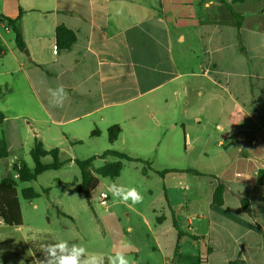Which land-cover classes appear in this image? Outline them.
Segmentation results:
<instances>
[{
  "label": "crops",
  "instance_id": "crops-1",
  "mask_svg": "<svg viewBox=\"0 0 264 264\" xmlns=\"http://www.w3.org/2000/svg\"><path fill=\"white\" fill-rule=\"evenodd\" d=\"M246 1H2L0 15L11 19L20 15L18 25L26 54L15 48L9 50L7 58L0 51L4 60L0 75L20 74L36 106L26 107L19 114L0 112V126L22 118L24 141L30 139L26 145L33 146L36 139L46 151L57 148L59 159L76 144L106 136L107 129L113 125L119 126L120 133L109 147L119 140L124 130L133 135L132 141H144V145L160 148L168 143L164 133L169 130L187 133L193 126L212 128L215 134L225 132L222 139L234 137L238 144L234 156L237 167L264 168V34L255 28L245 29V17L235 6ZM227 7L240 16L239 27ZM57 25L75 34L76 39L68 49L56 48ZM5 30L11 31L9 27ZM61 84L69 97L62 108L50 107L47 89ZM220 97L219 108H212ZM201 100L204 105L196 108L194 103ZM4 107L2 104L1 109ZM190 116L194 125L187 121ZM145 129L154 133L152 138L140 139L139 133ZM9 131L4 127L0 135L7 145L8 156L12 151ZM259 131L261 135L257 136ZM15 132L20 133L18 126ZM215 134H204L203 142ZM217 144L222 146L223 142L218 140ZM194 171L198 173L195 177L207 174L213 178L204 182L205 187L197 186L180 197L171 192L166 181L169 174L160 176L151 166L141 172L142 181L135 186L146 194L152 213L159 206L170 214L176 239L180 231L177 251L175 247L173 250L174 259L184 252L181 243L187 242L188 236L193 237L191 244L198 242L193 220H187L182 226L172 214L174 202L195 209L205 199L206 215L213 218L209 223L218 229L237 227L241 231L240 239H245L254 229L261 230L256 205L259 196L251 187H264V170L252 183L235 180L233 176L226 178L224 169L218 172L211 167ZM156 176L162 183L158 193L147 184ZM16 177L14 174L13 178ZM218 182L224 184V190L222 203L217 206L211 199ZM197 216L205 217L204 214ZM166 217V214L156 217V223L161 224ZM228 234V238L217 235L213 236L214 240L201 242L202 254L207 258L199 252L195 260L207 263L217 252L215 244H226L232 239L231 232ZM204 236L206 232L201 236L202 241ZM230 250L226 244L221 253L229 254ZM230 255L220 259L219 264L232 261ZM235 257L234 260L243 262L246 259L244 253Z\"/></svg>",
  "mask_w": 264,
  "mask_h": 264
},
{
  "label": "rangeland",
  "instance_id": "rangeland-1",
  "mask_svg": "<svg viewBox=\"0 0 264 264\" xmlns=\"http://www.w3.org/2000/svg\"><path fill=\"white\" fill-rule=\"evenodd\" d=\"M2 1L4 0H0V10ZM235 9L245 17V29L255 28L264 34V0H248L246 3L236 5ZM15 48L13 33L6 31L5 24L0 23V51H4L9 58V50H15ZM25 51H23L24 54ZM1 58L0 55V64L4 61ZM219 99L216 100V103L214 102L212 108H219L222 98ZM201 101V103H194L196 108L204 105V101ZM2 104H5L4 110L1 109ZM35 106V101H32L27 84L20 74L0 75L1 113L19 114L23 113L26 107L34 109ZM21 119L18 122L11 119L0 126V135L4 127L10 129L8 140L12 148L8 157L4 160L0 159V180L8 176L13 178L15 174L13 165L18 161H23L29 169H33V162L29 154L32 145H26L30 139L24 141L26 133ZM187 121L191 125L195 124L192 116ZM17 126L20 129L19 134L18 131L15 132ZM212 131V128L205 129L194 126L189 128L187 133L178 129L169 130L164 133L168 145L164 144L158 148L144 145V141H132L133 135L124 130L119 140L111 147H109L107 135L85 141L82 144H76L66 154H62L60 161L63 162V165L59 169L45 171L33 181L20 182L15 178L22 224L19 227H9L0 220V264H35L36 260L44 259V254L41 251L44 245L56 243L61 239L67 240L69 243H79L86 247L89 253L105 256L114 254V251L122 243L130 244L127 255L133 264H203L195 260V256L199 252L202 257L207 258L206 254H202V243H207L211 238L214 240L213 236L217 235H223L225 238L227 235L228 238V232H231L232 237L226 243L231 249L230 253L222 254L221 249L226 244L217 243L214 245L217 252L204 264H219L220 259H224L226 256L230 257V254L233 257L231 259L234 260L235 256H239L241 253L246 256L244 259L246 264H264V187H251V190L259 196L256 205L258 207L257 214L262 224L261 230L259 228L252 230V233L250 232V235H247L245 239H240L241 231L237 227H231L230 231L225 229L226 227L221 229L213 227L212 222L209 223L213 218H208L206 215L208 210H206L205 199L197 203L195 209H189L180 202H174L175 207L172 214L182 226L187 220H193L194 227L197 229L195 234L198 241L191 244L193 237L188 236L187 242L181 243V249L184 252L178 259L173 258L176 232L172 229L173 221L169 213L159 206H157V211L152 213L146 202L148 201L146 194L140 192L141 188L139 192L143 196V201L135 205L130 200L127 203H122L114 199L112 193L108 191L113 182L125 187H135L137 183L139 184L142 181L140 178L142 168H146L144 163L122 161L120 174L113 179L94 174L97 183L92 189L89 202L78 189L80 172L73 160L98 156L107 149L125 153L141 161H148L151 163V168L159 172L171 168H190L203 171L213 167L218 172L224 169L226 171L224 176L231 178L234 169L238 166L234 163L238 144L232 136L222 139L221 136L225 132L215 134ZM212 133L216 136L210 137L208 142H203V135H212ZM153 135L154 133L149 129L139 133L140 139L148 140ZM218 140L223 142L222 146L217 144ZM67 156L72 159L69 160ZM115 160L116 158L113 156H107L104 159L97 158L92 162V170L102 166L105 162ZM42 162H51V157L44 158ZM186 171L165 173L169 174L166 176V181L173 195L180 197L197 186L205 187L204 182L207 183L209 179L213 178L212 175L207 174L195 177L194 173ZM153 179L147 184L154 192L158 193L162 183L158 180V176ZM28 187L33 188L38 194L31 201L23 199L21 195V190ZM238 187L249 189L244 185ZM100 192H105L108 196L106 205H100L98 202L97 196ZM163 214H166V220L158 225L156 217ZM199 214H204L205 217H198ZM205 232L206 237L204 236L202 241L201 236ZM260 232L261 236H259ZM191 246L193 250L190 251L188 248Z\"/></svg>",
  "mask_w": 264,
  "mask_h": 264
},
{
  "label": "trees",
  "instance_id": "trees-1",
  "mask_svg": "<svg viewBox=\"0 0 264 264\" xmlns=\"http://www.w3.org/2000/svg\"><path fill=\"white\" fill-rule=\"evenodd\" d=\"M231 16L234 18L236 26L239 27L241 23L240 16L232 11L230 7H227ZM20 14L22 10L20 9ZM19 19L20 15L14 19L5 17L0 15V22L5 24L11 32L13 33L14 44L15 47L19 51H23L25 49V44L19 29ZM56 48L58 50L68 49L72 43L75 41L76 37L73 31L66 28L63 25H57L54 31ZM96 131H92V134H95ZM120 133V128L117 125H113L107 129V137L108 142H114ZM30 157L33 162V169H29L27 165L23 161H18L13 165V171L16 174L17 180L20 182H28L36 180L37 176L41 173L48 170H57L62 165L63 162L59 159V151L57 148H53L49 151H46L42 143L35 139L32 148L30 149ZM45 156L51 157L50 163H43L42 158ZM107 156H113L116 158L113 162H105L102 166L98 167L95 170H92V162L95 159H104ZM8 157V148L3 138L0 137V159H4ZM122 161H138L144 163L146 168H142V172H146L148 168H150V162L141 161L140 159L132 158L125 153L113 151V150H104L101 155L92 156L87 159H74L73 162L77 166L80 172V183L78 185L79 191L83 194L86 201L89 202L91 197V192L93 187L97 183V179L95 175L100 177H108V178H116L119 176L120 171L122 169ZM168 172H176V170L168 169L159 172L160 176L164 175ZM186 172H191L194 174H198L194 170H187ZM224 190V184L218 182L213 194H212V203L214 205H221L222 203V193ZM47 192V190H44ZM22 198L31 201L36 198L38 194L34 191L33 188H24L21 190ZM243 206H245V201L241 202ZM0 220L9 227H19L22 224L21 212L18 203V198L16 195V181L14 178L8 176L4 177L0 180ZM181 237L180 231H177V239L175 245V252L177 251L178 242ZM227 264H246L240 260H232Z\"/></svg>",
  "mask_w": 264,
  "mask_h": 264
},
{
  "label": "clouds",
  "instance_id": "clouds-1",
  "mask_svg": "<svg viewBox=\"0 0 264 264\" xmlns=\"http://www.w3.org/2000/svg\"><path fill=\"white\" fill-rule=\"evenodd\" d=\"M47 92L50 97L49 106L53 108H62L69 97V92L62 84L55 88L49 87ZM108 191L112 193L114 199L122 203L130 200L135 205L143 201L142 194L135 187H125L113 182ZM130 246V244L122 243L114 254L105 256L89 253L83 245L61 239L56 243L44 245L41 249L44 259L36 260L35 264H133L127 255V249Z\"/></svg>",
  "mask_w": 264,
  "mask_h": 264
},
{
  "label": "built area",
  "instance_id": "built-area-1",
  "mask_svg": "<svg viewBox=\"0 0 264 264\" xmlns=\"http://www.w3.org/2000/svg\"><path fill=\"white\" fill-rule=\"evenodd\" d=\"M5 29H7V27H5ZM256 135H261V132H257ZM262 143L264 144V138L262 140ZM262 170H264V168L259 165L247 166L243 168L237 167L233 171V177L238 181L252 183ZM107 198L108 196L105 192H100L97 196L100 205H106Z\"/></svg>",
  "mask_w": 264,
  "mask_h": 264
},
{
  "label": "water",
  "instance_id": "water-1",
  "mask_svg": "<svg viewBox=\"0 0 264 264\" xmlns=\"http://www.w3.org/2000/svg\"><path fill=\"white\" fill-rule=\"evenodd\" d=\"M25 54H26V51H25Z\"/></svg>",
  "mask_w": 264,
  "mask_h": 264
}]
</instances>
